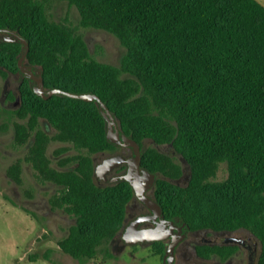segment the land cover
I'll return each mask as SVG.
<instances>
[{"label": "trees", "instance_id": "16d2710c", "mask_svg": "<svg viewBox=\"0 0 264 264\" xmlns=\"http://www.w3.org/2000/svg\"><path fill=\"white\" fill-rule=\"evenodd\" d=\"M60 1L76 8L79 27L119 40L126 51L118 66L91 58L68 16L55 22L43 0H0V29L27 41L25 61L41 70L46 90L94 93L126 135L170 144L183 158L185 187L157 180V203L167 217L192 229L246 228L260 242L257 264H264V6L255 0ZM21 47L0 37V77L18 74ZM17 92L12 145L27 149L5 175L21 185L25 163L36 180L58 186L49 204L74 224L56 245L84 264L120 230L131 188L124 181L104 188L92 181V155L109 147L94 101L42 99L24 77ZM51 142L65 144L55 151L61 170L47 155ZM141 164L149 172L157 166L167 179L180 175L179 166L154 149L142 153ZM222 164L226 176L215 181ZM162 252L157 244L155 254ZM40 258L58 264L49 251Z\"/></svg>", "mask_w": 264, "mask_h": 264}, {"label": "rangeland", "instance_id": "374dc122", "mask_svg": "<svg viewBox=\"0 0 264 264\" xmlns=\"http://www.w3.org/2000/svg\"><path fill=\"white\" fill-rule=\"evenodd\" d=\"M43 1L55 22H62L63 18L68 16L71 28L76 34L81 35L91 58L101 63L119 65L126 50L115 36L99 29L79 27V14L76 8L69 6L65 1ZM18 85V77L10 74L0 77V264H50L40 259L47 251L51 259L58 264H77V260L60 252L56 245L74 224L71 215L63 209L49 205L48 200L58 187L49 182L36 180L30 165L25 163L22 165L21 185L13 183L5 175L7 166L21 159L27 149V145L21 148H14L12 145V122L16 119L11 112L18 106V103L15 104ZM3 123L6 124L4 131L1 130ZM40 126L46 133L52 135L53 129L44 120H40ZM64 146L65 144L59 142L49 144L47 155L53 167L58 168L55 151ZM148 146L154 147L152 142H149ZM165 149L169 151V145L163 144L158 147L160 151ZM69 153L68 151L64 155ZM174 160L180 165V159L175 157ZM225 176V165L222 164L214 180L221 181ZM27 190L31 191L30 198L26 196ZM24 252L39 257V260L19 261ZM106 252L111 255L110 258L105 257ZM84 264H159V261L148 249L139 248L134 252L129 249L113 251L109 242H106L101 245L97 255Z\"/></svg>", "mask_w": 264, "mask_h": 264}, {"label": "flooded vegetation", "instance_id": "af4514ba", "mask_svg": "<svg viewBox=\"0 0 264 264\" xmlns=\"http://www.w3.org/2000/svg\"><path fill=\"white\" fill-rule=\"evenodd\" d=\"M3 36V33H1L0 37ZM12 76L19 79L24 77L19 72ZM29 82L31 85V81ZM17 103L15 101V104ZM118 131L120 135L124 134L134 140L122 132L119 126ZM135 142L139 146L140 163L138 168L140 173L145 171L154 175L152 184L145 190V196L154 202L160 210L157 208L152 210L146 206L134 195L130 187L132 195L124 208L125 215L122 226L108 241L111 249L113 251L115 249L121 251L129 249L131 252L139 248L148 249L152 255L158 258L159 264H257L261 249L260 242L248 229L242 227L222 230L192 229L177 218L167 217L157 203V180L164 177L157 172V166L154 172H149L143 167L141 155L147 149H154L156 152L171 158L175 164L177 163L174 158L180 159V165L177 164L180 168V175L174 180L175 184H173L179 187H185L188 183L189 166L170 144H167L170 148L169 151L168 149L160 151L158 147L163 144H157L147 139ZM147 142H152L154 147L150 148ZM134 157V150L131 146L109 142L107 149L99 150L92 155V181L94 185L104 188L124 181L121 177L126 175L129 169L126 161ZM112 159L116 161L111 167L107 168L105 163ZM57 169L61 170L59 167ZM149 229H157L156 236L160 237L161 240L137 241L139 239L138 233ZM134 240L137 241L136 244L130 245L128 243V241ZM157 244L163 246L161 255L155 254ZM170 245L172 250L163 260L164 252Z\"/></svg>", "mask_w": 264, "mask_h": 264}, {"label": "water", "instance_id": "95a60500", "mask_svg": "<svg viewBox=\"0 0 264 264\" xmlns=\"http://www.w3.org/2000/svg\"><path fill=\"white\" fill-rule=\"evenodd\" d=\"M0 33L7 34V36H3L4 37L3 40L5 42H10V43L14 42L21 44L22 47H21L20 55L17 59L18 72L21 76H24L26 79L31 81L32 92L36 96H39L42 99H47L53 95H61L70 99H77L84 102L94 101L97 104L98 111L105 122L106 140L114 144L120 143L124 145H129L134 150L135 157L133 159H129L128 161H126L129 165V169L127 174L122 176L121 179L126 181L130 185L134 195L146 206H148L152 210L155 208L160 210V208L156 206L154 202H152L150 199H148L145 196V190L152 184L154 175L145 171L140 173L138 168L140 163L139 146L134 140L126 137L124 134L121 135L119 134L118 131L119 125L117 124L116 119L110 113L105 103L94 93H72L57 88L46 90L43 86V78H42L41 70L37 67H33L29 65L25 61V56L28 51L27 41L23 39L21 36H19L17 32H13L7 29H0ZM16 102H18V99H16ZM115 161H116L115 159L108 160L105 163V165L107 166V168L111 167ZM97 172L99 171L97 170ZM163 179L169 181L172 184H175L174 180L167 178H163ZM156 233H158L157 229L143 230L138 233L139 239L137 241L161 240L160 237L156 236ZM137 241L136 240L128 241V243L130 245H134L136 244ZM171 250H172V246L170 245L164 252L163 260L166 257V255L171 252Z\"/></svg>", "mask_w": 264, "mask_h": 264}, {"label": "crops", "instance_id": "0c3cea01", "mask_svg": "<svg viewBox=\"0 0 264 264\" xmlns=\"http://www.w3.org/2000/svg\"><path fill=\"white\" fill-rule=\"evenodd\" d=\"M255 1H257L259 4H261L262 6H264V0H255ZM29 256H30V254H28V252H24L23 255L19 257V259H20L19 261L35 262V261H30L28 259ZM40 259L43 260L42 258H40Z\"/></svg>", "mask_w": 264, "mask_h": 264}]
</instances>
